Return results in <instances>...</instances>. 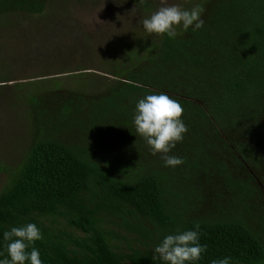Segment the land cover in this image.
Listing matches in <instances>:
<instances>
[{
    "label": "trees",
    "instance_id": "trees-1",
    "mask_svg": "<svg viewBox=\"0 0 264 264\" xmlns=\"http://www.w3.org/2000/svg\"><path fill=\"white\" fill-rule=\"evenodd\" d=\"M46 2L0 0V27ZM192 5L203 8L202 29L130 30L99 79L89 68L64 82L21 80L7 103L10 74L0 73V104L26 131L19 155L0 160V260L4 232L33 223L42 264H164L155 246L188 230L207 246L196 264H264V0ZM149 94L184 109L188 131L169 153L181 166H166L136 133V105Z\"/></svg>",
    "mask_w": 264,
    "mask_h": 264
},
{
    "label": "rangeland",
    "instance_id": "rangeland-1",
    "mask_svg": "<svg viewBox=\"0 0 264 264\" xmlns=\"http://www.w3.org/2000/svg\"><path fill=\"white\" fill-rule=\"evenodd\" d=\"M141 1L47 0L42 14L19 12L6 16L3 19L5 25L0 27V73L10 74L5 102L9 100L13 84L21 80L44 79L56 73L54 77L61 79L62 76L64 82L67 72L74 74L89 68L99 79L107 61L121 56L117 47L122 46L119 41L123 36L136 28L141 32L140 21L155 12H144L135 3ZM155 1L159 2L158 9L163 6L161 0ZM199 2L167 0L169 5H179L185 10ZM148 36L154 37V34ZM2 101L0 95V103ZM11 105L7 109L16 114L15 108L10 109ZM7 115L0 104V160L3 156L19 155L26 132L21 127H13L21 123L18 116L10 122ZM5 180L0 173V191Z\"/></svg>",
    "mask_w": 264,
    "mask_h": 264
},
{
    "label": "clouds",
    "instance_id": "clouds-1",
    "mask_svg": "<svg viewBox=\"0 0 264 264\" xmlns=\"http://www.w3.org/2000/svg\"><path fill=\"white\" fill-rule=\"evenodd\" d=\"M162 5L150 17L140 21L149 34L167 35L175 38L177 28L185 31L190 27L193 31L204 27L203 8L197 5L191 10L182 9L179 5H169L161 0ZM134 10V9H133ZM102 22V21H101ZM139 86V85H137ZM182 105L166 94H149L140 99L136 105L134 125L136 133L142 137L156 156L161 154L168 167L181 166L184 161L177 156L169 155L178 143L183 142L188 129L182 120ZM8 241L9 258L0 260V264H42L40 252L34 247L36 241L43 240V235L33 223L21 227H13L4 232ZM31 251H29V247ZM207 251L206 245L199 242L198 231L177 232L167 235L155 246L153 259H160L164 264H196ZM231 257L213 260L212 264H230Z\"/></svg>",
    "mask_w": 264,
    "mask_h": 264
}]
</instances>
